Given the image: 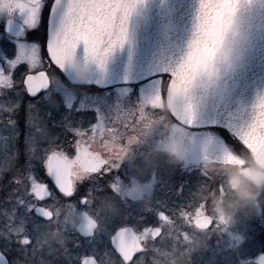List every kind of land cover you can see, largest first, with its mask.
I'll use <instances>...</instances> for the list:
<instances>
[{
    "label": "snow or ice",
    "instance_id": "snow-or-ice-1",
    "mask_svg": "<svg viewBox=\"0 0 264 264\" xmlns=\"http://www.w3.org/2000/svg\"><path fill=\"white\" fill-rule=\"evenodd\" d=\"M137 2L138 0H0V13L8 10L12 14L19 9L22 14L26 13L27 27L38 31L40 27L44 28L43 36L37 34L31 43H20L18 55L12 61L10 69L0 68V96H4L8 90H17L19 96V99L9 102L5 110L18 111L21 103L27 99L28 113L32 123L36 125L42 120L36 102L39 99L50 104L46 96L49 93L58 94L55 87L57 72L67 69L68 53L84 41L88 58L95 59L104 67L111 52L128 40V18ZM238 4L239 0H201L200 38L197 45L187 54L183 63L173 70V78L168 84L161 81L154 95L137 102L135 106L118 105L110 113L101 110L92 112V119L87 124L66 120L65 127L72 139L54 143L58 137L48 138L49 144L43 150V158L38 164L32 165L29 162L25 166L26 170H18L22 175L13 179L18 186L14 191L21 194L15 197L12 212L7 214L8 223L0 226V236L13 241L12 226L17 215L32 226H37L44 219L52 218L53 207L59 201H75L81 208H88L93 203L89 200L91 191L110 189L114 194L117 193L121 164L117 159L95 150L98 139L101 146L119 155L124 148L121 143L123 137L135 132L138 123L142 122V115L149 110H158V99H163L181 84H186L187 70L195 66L201 55L214 52V34L223 28L225 18L236 12ZM20 69L26 70L20 72ZM17 71L20 73L19 77ZM67 107L72 108V101H68ZM171 115L180 118L178 111ZM195 119V107L189 103L185 108L184 121L191 124ZM234 135L237 137V146L234 147L236 151L233 152L226 145L222 151L226 157L239 160L236 153L241 150L257 156L264 154V96L258 100L251 122L235 130ZM105 136L108 138L104 139ZM209 159L206 154L204 160ZM81 172L88 175L81 177ZM41 174L46 175L50 183L41 180ZM156 203L160 205L159 208H156ZM156 203L145 210L158 211V224L144 223L137 226L121 223L119 216L108 217L105 219L106 229L101 235L107 237L110 247L100 249L97 242L92 244L90 251L75 254V259L79 264H142L149 250V242L153 246L164 242V224L174 223L179 218L187 229L213 226L211 219L207 217L206 201L202 199L189 200L179 207H169L167 203L159 201ZM131 215L135 213L124 214L125 217ZM96 228V222L90 218L76 232L92 243L98 240ZM15 242L23 251L31 249L35 254L34 245L38 241L31 236H22ZM68 251L66 249L65 254ZM0 264H10L4 248H0ZM242 264H264V253L252 260H244Z\"/></svg>",
    "mask_w": 264,
    "mask_h": 264
},
{
    "label": "rangeland",
    "instance_id": "rangeland-1",
    "mask_svg": "<svg viewBox=\"0 0 264 264\" xmlns=\"http://www.w3.org/2000/svg\"><path fill=\"white\" fill-rule=\"evenodd\" d=\"M10 17L18 19L25 25L26 13L22 14L19 9L12 14L8 10L0 13V25ZM1 31H3L2 25L0 43L5 40V34ZM18 52L19 48L17 55ZM10 65L12 66V62ZM57 77L55 87L58 94L49 93L46 96L50 104L39 99L36 102L42 117L36 125L32 123L28 113L27 99L21 103L18 111L5 110L9 102L19 99L17 90H8L4 96H0V164L15 157L17 159V147L21 141L30 142L35 147H46L50 137L59 139L62 136L72 139L71 133L65 127L66 120L87 124L92 119V112L101 110L110 113L118 105L135 106L137 102L154 95L161 81L165 85L168 83L167 78L158 76L139 84L98 89L69 83L63 79L59 70ZM68 101H72L71 109L67 107ZM156 107L158 110H149L142 115V122L138 123L135 132L125 134L121 141L124 148L119 155L101 146L99 139L95 147L108 157L117 159L121 164L132 160L143 147L148 146V143L150 145V141L155 144L156 149L167 152L168 146L183 138L185 141L183 159L179 162L175 161L179 169L174 170L173 177L167 179H160L153 170L154 173L151 172L147 180L151 182L152 191L144 201L151 204L165 198V203L169 207H179L189 200L202 199L206 201V212L213 217L215 224L205 230L187 229L179 218L174 223L164 224V242L154 246L149 242V250L142 264H242L244 260H252L264 253V185L258 184L259 181L264 180V171L255 165L247 150L236 153L239 160L224 155L222 151L226 145L233 152L236 151L234 147L237 146L235 140L227 135L228 133L213 129H188L181 126L169 114L165 106V96L163 99H158ZM16 141L15 150L13 146ZM206 154L210 157L208 161L204 160ZM162 157L165 158L166 154ZM165 161L171 163L170 159ZM195 170L208 178L206 182L196 176L191 177V173ZM121 176L119 191L116 194L124 203L118 199L117 208L119 209L121 205L122 209H119L116 215L112 213L111 216H119L121 223L133 222V218L124 216L129 206L125 194L127 188L138 179L125 173ZM209 179H212L214 184L212 188L210 187L212 191H209ZM243 179L249 180L258 193L254 202L247 207L241 204V194L234 193L240 191ZM219 180H225L229 190H233L230 194H226V199H222L224 188L215 185ZM233 196L235 199L232 198ZM159 206L156 203V208ZM150 211L153 213L149 222L158 224L160 222L158 211L156 209ZM221 217L224 219L221 220ZM138 222L139 220H136V225L141 226Z\"/></svg>",
    "mask_w": 264,
    "mask_h": 264
},
{
    "label": "water",
    "instance_id": "water-1",
    "mask_svg": "<svg viewBox=\"0 0 264 264\" xmlns=\"http://www.w3.org/2000/svg\"><path fill=\"white\" fill-rule=\"evenodd\" d=\"M200 5L201 0H138L128 18V40L111 52L104 67L88 58L81 41L68 53L67 69L60 71L72 84L99 89L139 84L159 75L171 80L173 70L200 38ZM5 28L14 35L22 31L21 23L13 19ZM214 43V52L201 55L187 70V83L165 96L166 106L170 114L179 112V119L171 116L184 127L220 128L237 139L234 131L251 122L264 96V0H239L236 12L214 34ZM70 57L85 66V75L77 72ZM189 103L196 110L191 124L184 121ZM250 154L264 170V154ZM127 197L139 200L131 194V187ZM86 222L85 217L81 225Z\"/></svg>",
    "mask_w": 264,
    "mask_h": 264
},
{
    "label": "flooded vegetation",
    "instance_id": "flooded-vegetation-1",
    "mask_svg": "<svg viewBox=\"0 0 264 264\" xmlns=\"http://www.w3.org/2000/svg\"><path fill=\"white\" fill-rule=\"evenodd\" d=\"M9 19L21 23L18 19L10 17L1 24L3 28V31L1 32L5 34V40L3 39L4 41L0 43V68L6 70L11 68L10 62L14 61L17 57L16 52L20 43H31L34 38L37 37V34L43 36L44 33L43 27H40L38 31L34 28H28L21 23L22 31L19 34L14 35L5 28L6 22ZM23 67H26V65ZM25 70L26 69H20V72ZM19 75L20 73L17 71V76L19 77ZM63 79L66 80L64 76ZM64 140H66V138L61 136L54 143H60ZM16 144L17 141L13 146V149L15 148V150L17 147ZM27 144H30V146ZM46 147H35V145L32 146L30 142L23 141L22 143L21 141L19 142V147H17V159L15 157L8 162L0 164V226L8 223L7 214L12 212L15 197L21 194L14 191L18 186L13 182V179L19 178L22 175L18 170H26L25 166L28 165L29 162H31L32 165L38 164L43 158V150ZM33 148H35L34 151ZM95 150L102 152V150L97 147H95ZM103 154L107 156V154ZM164 154H166L165 158L162 157ZM165 159L172 160L168 152L156 149L155 144L150 141V145L148 143V146L143 147L142 150L138 152L137 156L132 158V160L121 163L120 174L125 173L126 175H133L138 180L147 182L149 174L151 172L154 173L153 170H155L157 176L160 179H163L164 174L161 169L164 165L161 164V161ZM13 160L15 161L11 162ZM177 168L179 169V167ZM80 175L81 177H85L88 173L81 172ZM39 178L43 181L49 182L46 175L41 174L39 175ZM130 187L132 186H129L126 190V202L129 205L128 212L135 213V215L130 216L133 218V222L128 223L136 225V220H139L138 223H140L141 226L144 223H151L149 222V218H151L150 215L153 212L145 209H148L154 202L149 204L145 203L144 199L136 201L129 199L127 197V191ZM118 199H120L118 195L116 193L114 194L109 189L102 192L95 190L91 191L89 193V200L93 203L92 206L88 208H81L75 201H59L53 207L52 218L44 219L37 226H32L31 223H28L17 215L14 218V224L12 226V231L14 233L12 236L13 241H9L6 237L0 236V248H4L7 251L10 264H79V261L75 259V254L90 251L92 244L98 242V247L100 249H104L106 246L110 247L107 237L101 234L106 229L105 219L112 217V213H115L116 215L118 210L122 209L121 205L119 209L117 208V205H119ZM159 202L165 203V198L161 199ZM206 213L209 215V212ZM73 216L83 217V219L80 220L79 223H73ZM85 217L87 221L91 218L97 224L96 235L98 240L93 241L92 243H89L84 237L76 232L80 229L81 223ZM158 219L160 220L159 214ZM56 233H61L66 237V240L61 243L59 240L55 239ZM25 235L31 236L35 241H38V243L34 245L36 248L35 254H33L31 249L23 251L15 242L16 239ZM66 249L69 250L67 254H65Z\"/></svg>",
    "mask_w": 264,
    "mask_h": 264
},
{
    "label": "clouds",
    "instance_id": "clouds-1",
    "mask_svg": "<svg viewBox=\"0 0 264 264\" xmlns=\"http://www.w3.org/2000/svg\"><path fill=\"white\" fill-rule=\"evenodd\" d=\"M70 59H72V62L74 63L77 72L81 76L85 75L86 74L85 66L78 59H73L72 57H70ZM166 150L172 160L176 162L181 161L183 159L184 151H185L184 139L181 138L180 140L174 142L172 145L168 146ZM237 179L239 180L238 177ZM258 184L264 185V180L259 181ZM151 191H152L151 182H142L140 180H136L135 183L131 187V194L137 199H145L151 193ZM240 194H241L242 206L247 207V206H250L254 202V198L258 193L256 191V188H254L252 184H249L248 182L245 181L242 183ZM82 219L83 217L73 216L72 222L79 223V221ZM55 239L63 243L66 240V237L63 236L61 233H56Z\"/></svg>",
    "mask_w": 264,
    "mask_h": 264
},
{
    "label": "trees",
    "instance_id": "trees-1",
    "mask_svg": "<svg viewBox=\"0 0 264 264\" xmlns=\"http://www.w3.org/2000/svg\"><path fill=\"white\" fill-rule=\"evenodd\" d=\"M213 130H220V131H223V132H226V131H224V130H222V129H213ZM227 135H229V134H227ZM229 137L231 138V139H233V140H235L236 141V139H234L233 137H231L230 135H229ZM161 163H162V165H164V169L162 168L161 169V171L163 172V174H164V178H166L167 179V177H173V171L175 170L176 171V169H178L177 167H178V164L174 161V160H171V163H169V162H167V161H165V160H163V161H161ZM176 164V165H175ZM168 174H167V173ZM172 172V173H171ZM199 171H197V170H195L194 172H192L191 173V177L192 176H196L198 179H201L202 181H204V182H206V179H208L206 176H203V175H201V172L200 173H198ZM175 174V173H174ZM220 181H222V183L220 184ZM248 182L249 184H251L250 183V181L249 180H247V179H243V181H242V183L243 182ZM242 183H241V185H240V188L242 187ZM212 185H214V184H212V179L210 180L209 179V191H212ZM215 185H217V186H219V185H221L223 188H224V190H223V193H224V195H223V198L222 199H226V194H230L233 190L231 189V190H229V188L227 187L228 185H226V181L225 180H219V183H217V181H216V184ZM253 185V184H252ZM211 187V188H210ZM253 187L255 188V186L253 185ZM218 190H219V192H220V188L218 187ZM240 190V189H239ZM217 191V190H216ZM218 192V191H217ZM235 194L237 193V194H240V191H238V192H234ZM233 199H235L234 198V196L232 197ZM215 224V223H214Z\"/></svg>",
    "mask_w": 264,
    "mask_h": 264
}]
</instances>
